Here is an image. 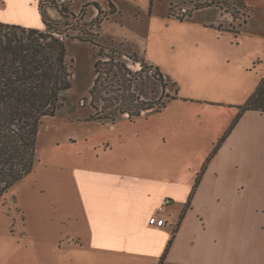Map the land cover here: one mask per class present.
Here are the masks:
<instances>
[{
  "label": "rangeland",
  "instance_id": "374dc122",
  "mask_svg": "<svg viewBox=\"0 0 264 264\" xmlns=\"http://www.w3.org/2000/svg\"><path fill=\"white\" fill-rule=\"evenodd\" d=\"M94 3L99 7L102 3L105 9H101L99 29L92 23L97 15ZM65 6L74 16L68 19L72 28L68 30L61 26L65 19L55 5L40 1V11L63 30L72 80L64 106L54 117L41 121L34 170L40 164L93 169L110 162L131 169L145 180L157 176L165 182L166 192L177 185L179 192L192 186L191 202L216 156L195 203L206 205L203 195L207 188H218L215 193L220 199L212 205L207 203L212 206L209 215L222 217L226 231L244 236L239 262L248 264L257 254L255 264H264V121L259 123L254 117L242 120L248 112H243V107L264 78V0H77ZM2 9L0 18L16 22L13 25L29 18L12 6ZM98 46L102 47V57L98 56ZM106 56L116 58L132 72L141 66L129 57L157 68L167 85L163 93L158 89L151 98L162 95L165 108L131 122L127 116L113 123L91 120L89 91L95 79L94 65L97 60L109 61ZM143 71L139 77L145 79L149 71ZM122 80L112 83L113 92L128 84ZM113 92L104 99L115 98L118 92ZM236 126L240 135L236 132L231 136ZM234 137L238 138L237 147L231 142ZM256 151L261 153L260 161L255 159ZM235 166L241 171L237 184L232 181L236 175L229 172ZM249 169L253 173H245ZM30 176L0 199V214H11L16 193ZM182 206L185 212L190 205ZM168 209L159 220L169 214L176 216L175 206ZM193 213L200 223L204 221L196 206ZM5 226L6 219L0 217V264H97L87 253H73L65 247L58 251L55 246L18 238L13 224L9 235Z\"/></svg>",
  "mask_w": 264,
  "mask_h": 264
},
{
  "label": "crops",
  "instance_id": "0c3cea01",
  "mask_svg": "<svg viewBox=\"0 0 264 264\" xmlns=\"http://www.w3.org/2000/svg\"><path fill=\"white\" fill-rule=\"evenodd\" d=\"M40 1L0 0V9L6 11L7 7H14L16 12L29 16L26 22H19L18 26L43 31ZM68 1L71 3L74 0ZM100 8L105 10L102 3ZM0 23L13 25L16 22L0 18ZM257 82L258 79L249 94ZM253 117L259 123L264 121V113L260 115L257 111L246 112L242 120ZM237 126L231 136H235L236 132V135H240ZM230 138L218 152V160ZM231 142L237 147L238 138L234 137ZM254 156L260 161V152L256 151ZM215 159L216 156L191 202L188 198L192 186L179 192L177 185L166 192L165 182L157 176L145 180L131 169L110 162L106 167L93 169L85 165L64 168L40 164L16 193L11 214H0V217L6 219L4 230L9 235V227L13 224L18 238L55 246L58 251L65 247L73 253H87L97 264H132L135 261L139 264H243L238 259L242 257L240 254L243 250L239 245L244 236L234 232L240 237L238 241L234 233L225 230L222 217L209 215L212 209L210 205L220 199L215 193L218 188L215 191L207 188L203 195L210 205L195 203ZM218 160L217 166L220 167ZM249 170L245 173H253V169ZM229 172L236 175L232 181L237 184V175L241 171L235 166ZM174 175L177 173L174 172ZM172 197L174 201L158 214L161 203ZM184 204L190 205L185 212ZM169 206L176 207V216L169 214L159 220V215L168 213ZM195 206L201 211V217L205 216L202 223L193 213ZM154 215L159 229L149 224ZM257 258L256 254L252 260H248V264H255Z\"/></svg>",
  "mask_w": 264,
  "mask_h": 264
},
{
  "label": "trees",
  "instance_id": "16d2710c",
  "mask_svg": "<svg viewBox=\"0 0 264 264\" xmlns=\"http://www.w3.org/2000/svg\"><path fill=\"white\" fill-rule=\"evenodd\" d=\"M93 6L97 15L92 23L99 29L102 10L97 3ZM55 7L65 19L61 26L65 30L72 29L68 19L74 17L73 13L65 5ZM85 7L80 9V13H84ZM109 8L113 13V7L110 5ZM44 15L41 12L43 31L0 23V199L33 172L35 143L41 121L56 115L64 106L65 94L71 88L72 72L66 63L63 30ZM80 40L93 41L92 38ZM98 47V56L102 57V47ZM122 56L127 57L126 54ZM105 58L110 60H97L94 65L95 79L89 91L93 110L91 120L113 123L119 117L127 116L128 121H133L143 114L165 108L162 95L156 100L151 98L158 89L163 93L167 85L157 68L129 57L141 66L139 71L132 72L124 63L115 61L116 58ZM145 69L150 73L146 72L147 77L142 79L139 76ZM119 76L128 84L121 89L116 87L113 92L112 83L118 84L120 80L116 79ZM112 92H118V95L105 100L103 96L108 97ZM164 97L169 98L167 95ZM244 111L264 113V78L246 102Z\"/></svg>",
  "mask_w": 264,
  "mask_h": 264
},
{
  "label": "built area",
  "instance_id": "2783aa9c",
  "mask_svg": "<svg viewBox=\"0 0 264 264\" xmlns=\"http://www.w3.org/2000/svg\"><path fill=\"white\" fill-rule=\"evenodd\" d=\"M48 2H49L50 5H57V6H62V5H66V4L69 3L68 0H48ZM170 203H171V200H169V199L164 200V201L161 203V205L159 206V208L157 209V213H158V214H159V213H163L164 210H165V207H166L168 204H170ZM156 215H157V214H156ZM156 215H154L152 218H150V220H149V224H150L151 226H153L154 228L159 229V228H160V227H159L160 225L157 224V217H156Z\"/></svg>",
  "mask_w": 264,
  "mask_h": 264
}]
</instances>
